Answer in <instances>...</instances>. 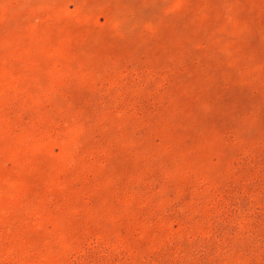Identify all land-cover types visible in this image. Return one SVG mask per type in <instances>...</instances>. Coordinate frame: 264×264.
<instances>
[{"label": "rangeland", "instance_id": "374dc122", "mask_svg": "<svg viewBox=\"0 0 264 264\" xmlns=\"http://www.w3.org/2000/svg\"><path fill=\"white\" fill-rule=\"evenodd\" d=\"M0 264H264V0H0Z\"/></svg>", "mask_w": 264, "mask_h": 264}]
</instances>
